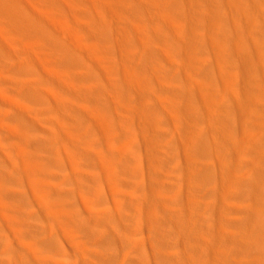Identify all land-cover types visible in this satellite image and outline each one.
<instances>
[{
  "label": "bare ground",
  "instance_id": "6f19581e",
  "mask_svg": "<svg viewBox=\"0 0 264 264\" xmlns=\"http://www.w3.org/2000/svg\"><path fill=\"white\" fill-rule=\"evenodd\" d=\"M0 248L264 264V0H0Z\"/></svg>",
  "mask_w": 264,
  "mask_h": 264
},
{
  "label": "rangeland",
  "instance_id": "374dc122",
  "mask_svg": "<svg viewBox=\"0 0 264 264\" xmlns=\"http://www.w3.org/2000/svg\"><path fill=\"white\" fill-rule=\"evenodd\" d=\"M241 68V67H240ZM244 69H246V67L244 66ZM256 79H258V80H263L261 77H258V78H256ZM206 150H208V148L207 147H204L203 148V151H206ZM1 221H2V219H1ZM175 240H177L176 238H174ZM22 243H24V244H26V245H28L29 243H31L32 244V242H31V240H22L21 241ZM21 254H19V253H17V257H18V260H22V259H24L25 257H28L27 259H30V260H28L30 263H34V264H39V259H40V257L41 258H43L45 255L44 254H40L39 253V255H35V253H32V252H30V251H27V250H23V251H21L20 252ZM50 253V252H49ZM49 253H47V255L49 254ZM3 254H4V252H3V249H1L0 248V259H2V258H5L4 256H3ZM14 256V253L13 254H8L7 253V257L9 256V257H11V256ZM46 255V256H47ZM6 257V258H7ZM47 258V257H46Z\"/></svg>",
  "mask_w": 264,
  "mask_h": 264
}]
</instances>
